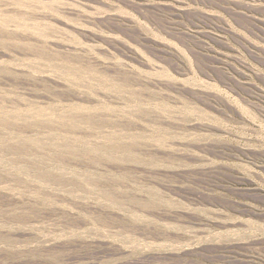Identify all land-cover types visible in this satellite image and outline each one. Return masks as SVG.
Here are the masks:
<instances>
[{"label": "rangeland", "instance_id": "obj_1", "mask_svg": "<svg viewBox=\"0 0 264 264\" xmlns=\"http://www.w3.org/2000/svg\"><path fill=\"white\" fill-rule=\"evenodd\" d=\"M0 264H264V0H0Z\"/></svg>", "mask_w": 264, "mask_h": 264}]
</instances>
